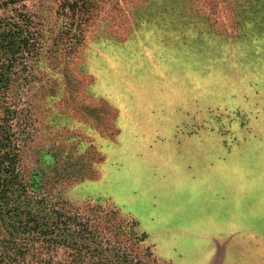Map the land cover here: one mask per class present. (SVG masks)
Returning <instances> with one entry per match:
<instances>
[{
    "label": "rangeland",
    "instance_id": "1",
    "mask_svg": "<svg viewBox=\"0 0 264 264\" xmlns=\"http://www.w3.org/2000/svg\"><path fill=\"white\" fill-rule=\"evenodd\" d=\"M23 15L24 170L159 264H264V0H0Z\"/></svg>",
    "mask_w": 264,
    "mask_h": 264
},
{
    "label": "trees",
    "instance_id": "2",
    "mask_svg": "<svg viewBox=\"0 0 264 264\" xmlns=\"http://www.w3.org/2000/svg\"><path fill=\"white\" fill-rule=\"evenodd\" d=\"M31 23L23 15L0 24V264H159L134 223L98 207L74 209L52 194L42 171L24 170L7 97L19 56L35 41Z\"/></svg>",
    "mask_w": 264,
    "mask_h": 264
}]
</instances>
